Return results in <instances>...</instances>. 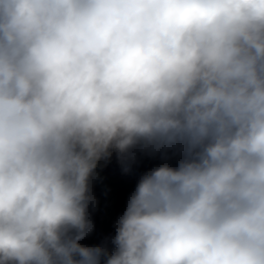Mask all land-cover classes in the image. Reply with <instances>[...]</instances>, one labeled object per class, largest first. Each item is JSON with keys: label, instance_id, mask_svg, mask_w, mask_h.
<instances>
[{"label": "clouds", "instance_id": "obj_1", "mask_svg": "<svg viewBox=\"0 0 264 264\" xmlns=\"http://www.w3.org/2000/svg\"><path fill=\"white\" fill-rule=\"evenodd\" d=\"M0 264H264V0H0Z\"/></svg>", "mask_w": 264, "mask_h": 264}, {"label": "trees", "instance_id": "obj_2", "mask_svg": "<svg viewBox=\"0 0 264 264\" xmlns=\"http://www.w3.org/2000/svg\"><path fill=\"white\" fill-rule=\"evenodd\" d=\"M155 163L156 161L145 160L139 167L125 172L115 153L109 162H101L96 170L97 177L93 180L97 204L89 208L95 230L82 243L96 244L101 242V235L115 234L114 223L124 211L127 197L134 191L141 174Z\"/></svg>", "mask_w": 264, "mask_h": 264}, {"label": "rangeland", "instance_id": "obj_3", "mask_svg": "<svg viewBox=\"0 0 264 264\" xmlns=\"http://www.w3.org/2000/svg\"><path fill=\"white\" fill-rule=\"evenodd\" d=\"M114 236V235H112ZM106 237H111V236H105V235H101L100 238H101V241L104 240Z\"/></svg>", "mask_w": 264, "mask_h": 264}]
</instances>
